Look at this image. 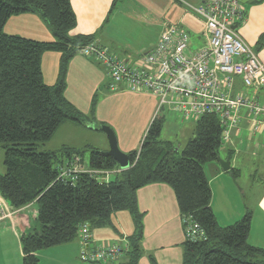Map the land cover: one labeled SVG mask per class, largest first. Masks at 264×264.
Wrapping results in <instances>:
<instances>
[{
	"label": "trees",
	"instance_id": "16d2710c",
	"mask_svg": "<svg viewBox=\"0 0 264 264\" xmlns=\"http://www.w3.org/2000/svg\"><path fill=\"white\" fill-rule=\"evenodd\" d=\"M115 5V3H114ZM113 5V7H115ZM38 16L55 37L39 42L5 33L15 16ZM76 16L70 0H0V145L4 150L5 173L0 174V195L16 211L37 206L40 230L21 236L23 264H38L37 253L70 243L82 225L91 229L112 227V215L128 212L136 233L129 238L128 264L142 257L144 215L139 211L137 192L152 184L169 185L177 199L182 221L191 218L204 230L207 240L186 241L183 264H264V249L248 242L252 214L229 227H220L211 208L212 193L204 166L216 161L222 148V128L216 116L196 122L195 138L175 160L171 143L161 140L164 120L156 119L138 152L128 155L130 169L108 183L86 173L72 183L60 180V169L74 157L81 162L85 150L63 147L58 152L40 151L66 121L84 125L88 120L64 97L71 60L93 36L71 38ZM259 46H264V35ZM62 54L59 78L47 86L42 74L45 53ZM89 169L118 170L112 157L88 148ZM56 163V165H55ZM238 175V171L231 170Z\"/></svg>",
	"mask_w": 264,
	"mask_h": 264
},
{
	"label": "crops",
	"instance_id": "0c3cea01",
	"mask_svg": "<svg viewBox=\"0 0 264 264\" xmlns=\"http://www.w3.org/2000/svg\"><path fill=\"white\" fill-rule=\"evenodd\" d=\"M203 1L70 0L76 26L69 35L71 38L93 36L95 43L135 64L155 47L168 25H181L190 36L187 55H191L208 46L203 21L188 9V5L200 6ZM245 1L242 6L246 22L238 27V33L264 63V46L258 45L264 35V0ZM5 33L39 42L55 41L50 29L33 14L12 17L5 26ZM192 37H195V47L191 45ZM61 58L60 53L43 54L42 74L47 86L56 85ZM108 85L106 70L101 65L79 54L71 60L64 97L88 121L84 125L66 121L47 144L54 145L55 149H49L50 146L45 151L58 152L68 147L108 152L107 136L101 130L107 126L115 133L120 151L129 155L140 150L156 119L164 120V114L168 113L174 118L173 115L177 114L169 107L160 108L159 99L152 94L127 90L112 92ZM236 88L242 89L240 80L236 82ZM244 92L249 93L247 90ZM260 97L264 102V90ZM165 109L169 112L166 113ZM253 123L247 112H242L239 125L229 130V139L222 145L225 158L220 153L218 155L230 161L232 169L238 171L237 176L231 171L224 172L217 160L205 164L204 170L212 193L211 208L218 225L229 227L251 213L248 242L251 246L264 249V128L253 130ZM194 124L196 128V122ZM195 128L190 130L189 141L195 138ZM183 140L185 142L187 136ZM82 166L89 169L85 162ZM120 172V169L109 172L108 180H114ZM137 200L139 211L144 215L140 242L142 257L138 264H183L186 238L173 189L166 184H152L137 192ZM0 203L6 206L10 215L1 223H9V232L13 237L6 240L3 249H7L2 255L12 256L8 264H22L19 240L21 235L33 228L29 226V221L36 223L37 210L32 205L16 211L1 195ZM111 221L112 227L92 229L95 243H129V238L136 233L132 216L126 211L117 212L112 215ZM80 255L79 238L37 253L38 264H88L81 261ZM129 260L130 257L123 256L115 264H128Z\"/></svg>",
	"mask_w": 264,
	"mask_h": 264
},
{
	"label": "built area",
	"instance_id": "2783aa9c",
	"mask_svg": "<svg viewBox=\"0 0 264 264\" xmlns=\"http://www.w3.org/2000/svg\"><path fill=\"white\" fill-rule=\"evenodd\" d=\"M188 9L203 21L208 37V46L194 54L187 55L190 36L181 25H168L155 47L135 64L97 43L84 46L78 54L106 70L112 92L152 94L159 99L160 108H171L184 122L216 116L223 130L222 143L228 141L229 130L239 125L244 111L254 122L253 130H262L264 102L260 93L264 90V63L238 33V27L246 22L242 3L204 0L200 6L188 5ZM238 80L243 91L236 88ZM81 173L100 183L110 182L109 172L85 169L79 157L60 169L59 179L74 183ZM8 216L6 206L0 203V221ZM183 225L186 241L208 239L191 218L184 219ZM78 238L84 263L115 264L129 252L128 242L97 245L88 224L80 227Z\"/></svg>",
	"mask_w": 264,
	"mask_h": 264
},
{
	"label": "rangeland",
	"instance_id": "374dc122",
	"mask_svg": "<svg viewBox=\"0 0 264 264\" xmlns=\"http://www.w3.org/2000/svg\"><path fill=\"white\" fill-rule=\"evenodd\" d=\"M191 45H193L195 47V37L191 38ZM193 48V47H192ZM166 113L169 112L167 109ZM175 114V113H174ZM174 118L168 114H164V125H163V130H162V134H161V140L165 141V142H169L173 145L174 150L172 151V157L175 160H179L182 157V153L183 150L186 147L187 142L189 141L190 137H191V132L190 130H194L195 128V124L193 123H189V122H184L181 120V118L175 114L173 115ZM188 132H189V136H188ZM187 136V140L184 142L183 138ZM108 140V138H107ZM109 143V141H108ZM48 144V143H47ZM41 145L40 147V151H45L49 149H52L54 147V145ZM55 149V148H53ZM179 150V153H176V150ZM223 148L220 150V154L222 155V158H225L224 152H223ZM90 153L91 151L89 149H85V152L82 156V161L85 162L86 165H89V160H90ZM104 153V152H103ZM106 153V152H105ZM56 165V163H55ZM5 173V168H4V150L2 145H0V174H4ZM248 183H246L245 186H247ZM242 186H240L241 188ZM246 189V188H245ZM37 206H35L34 210H37ZM243 219V218H242ZM241 219V220H242ZM240 220V221H241ZM3 221V220H2ZM0 221V262L2 260V263L0 264H5L4 261H6V263L8 264L10 262V258L12 257L11 255H2L4 253V251L7 249H3L5 247V242L7 239L9 238H13L10 231V225L7 222H3ZM37 225V227L34 228V226ZM29 226L32 229H29L28 232L26 234L29 233H34L35 229L36 230H40V225L38 223V221L35 222H31L29 221ZM22 236V235H21ZM19 244H20V240H19ZM22 264H23V256H22Z\"/></svg>",
	"mask_w": 264,
	"mask_h": 264
},
{
	"label": "water",
	"instance_id": "95a60500",
	"mask_svg": "<svg viewBox=\"0 0 264 264\" xmlns=\"http://www.w3.org/2000/svg\"><path fill=\"white\" fill-rule=\"evenodd\" d=\"M242 4H245V0H239ZM234 29H237L234 27ZM102 132L107 136L109 141L110 150L108 152H104V154L108 157H112L117 165L119 166V169L121 171H127L130 169V162L129 157L127 154H124L120 151L116 139V135L113 132V130L107 126H104L101 128ZM217 161L219 162L221 168L224 172H230L232 170L231 163L229 160H223L222 158L218 157Z\"/></svg>",
	"mask_w": 264,
	"mask_h": 264
}]
</instances>
